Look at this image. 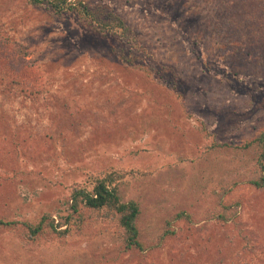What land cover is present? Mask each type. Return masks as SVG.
Wrapping results in <instances>:
<instances>
[{
	"label": "rangeland",
	"instance_id": "1",
	"mask_svg": "<svg viewBox=\"0 0 264 264\" xmlns=\"http://www.w3.org/2000/svg\"><path fill=\"white\" fill-rule=\"evenodd\" d=\"M86 1L134 28L135 65L75 19L0 0V34L28 51L0 47V264H264L248 145L264 131L259 42L212 30L209 0ZM113 171L122 201L140 206L145 250L125 248L108 209L71 207L75 186ZM181 210L192 219L163 239ZM70 215L82 223L69 237L26 236L24 223Z\"/></svg>",
	"mask_w": 264,
	"mask_h": 264
},
{
	"label": "trees",
	"instance_id": "2",
	"mask_svg": "<svg viewBox=\"0 0 264 264\" xmlns=\"http://www.w3.org/2000/svg\"><path fill=\"white\" fill-rule=\"evenodd\" d=\"M24 1L34 8L44 9L55 19H75L79 25L107 38L112 51L122 60L131 65L136 64L138 57L132 50L139 46L136 31L114 8L109 6L94 7L86 0ZM209 3L213 20L212 30H217L229 42L255 37V42H259V46H255V51L259 52V47L264 50V0H209ZM12 42L8 37L0 34V47L10 45L12 52L15 55L18 54L20 59L27 55L28 51L24 46ZM248 145L255 149L257 159V169H255L250 183L260 189L264 187V131L255 136L253 143H248ZM122 175L120 171H113L104 177H97L91 190L81 185L75 186L71 193V207L74 212H78L83 205L94 210L108 209L113 215H117L123 230L125 248L130 251L145 250V243L141 240L138 226L141 209L135 201H122L118 187ZM225 209L229 212L231 207L225 206ZM226 213L222 212L220 217L225 219L228 216ZM108 215L111 216V214ZM73 219H76L74 215H70L65 222L56 224L55 220L47 222L44 217L38 224L24 223L26 236L34 239L49 230L62 237H69L74 232L72 230ZM191 219L192 215L185 210L173 214L166 220L163 239L176 233L174 229L176 222L190 221ZM75 221L82 223V219ZM0 223H5V221L0 218ZM64 224L66 228L60 229Z\"/></svg>",
	"mask_w": 264,
	"mask_h": 264
}]
</instances>
